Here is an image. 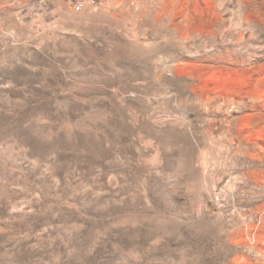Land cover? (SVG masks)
<instances>
[{
  "label": "rangeland",
  "instance_id": "1",
  "mask_svg": "<svg viewBox=\"0 0 264 264\" xmlns=\"http://www.w3.org/2000/svg\"><path fill=\"white\" fill-rule=\"evenodd\" d=\"M0 264H264V0H0Z\"/></svg>",
  "mask_w": 264,
  "mask_h": 264
}]
</instances>
